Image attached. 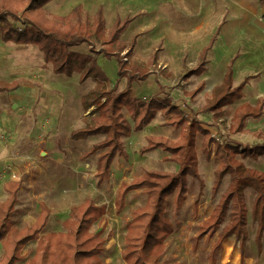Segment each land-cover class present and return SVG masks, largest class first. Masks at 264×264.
<instances>
[{"label":"rangeland","instance_id":"1","mask_svg":"<svg viewBox=\"0 0 264 264\" xmlns=\"http://www.w3.org/2000/svg\"><path fill=\"white\" fill-rule=\"evenodd\" d=\"M98 9L103 14L105 36L117 22L123 25L119 41L125 50L121 56L125 57L130 50L127 61L142 64L150 70L146 81L133 84L134 95L160 100L167 93L173 106L185 112L187 121L192 112L205 104L210 94V81L222 79L224 62L229 63L236 52H248L254 45H259L264 55V0H51L43 8L47 16L64 18L75 14L82 21H91ZM20 17L25 22L24 14ZM211 38L214 42L207 54V70L201 76L193 75L201 51L210 45ZM68 49L95 58L97 67L108 80L107 91L115 86L113 92L116 94L125 88V80L118 77L116 59L99 55L100 42L92 40ZM256 72L257 79L252 81L250 88L246 87L244 97L223 108L217 128L212 129L213 135L219 133L243 146L260 142L257 133L264 134V115L257 120L248 119L245 133L228 134L235 107L243 102L255 103L256 85L264 92V59L250 65L241 64L235 69L236 81ZM159 76L167 80L164 90L156 85ZM12 83L19 85L17 90L0 91V170L6 172L0 182V203L8 197L3 185L10 181L12 173L15 178L11 181L20 184L10 216L12 225L22 229L33 223L40 205L44 204L50 214L40 237L62 233L70 209L91 199L98 206H106L104 216L90 228L92 233L103 230L102 237L106 241L102 263L126 264L121 257L126 225L131 213L145 204L146 195L141 190L130 192L123 208L117 211L114 206L116 191L122 182H130L146 171L176 172L178 166L164 162L162 159L166 154L160 150L144 154L139 150L146 145L147 136H161L177 142L181 129H173L167 124L170 117L158 112L143 130L121 138L128 160L116 158L111 166V180L97 186L95 166L99 153H87L93 145L103 141L105 135L80 140L70 138L73 131L84 129L93 120L96 106L85 111L81 99L94 90L95 81L91 78L80 81L77 72L70 77L55 74L36 46L0 40V87ZM200 83H204V89L189 96ZM123 114L132 127L128 113L123 110ZM196 118L209 123L207 116ZM54 128L55 132L52 131ZM195 141L199 178L187 177L185 200L180 206H175L173 196L166 199V218L173 232L166 239L162 264H264V233L258 253L254 244L255 224L249 214L248 241L241 257L235 255L238 244L233 236L224 240L233 241L232 251L225 252L226 247L222 245L213 254L211 249L217 234L197 240L202 223L226 191L229 176L225 175L215 186L214 172L219 162L214 156L206 159L201 152V134L196 135ZM238 160L247 168L264 172V156L256 160L239 156ZM254 195L251 189L245 190L248 210ZM36 245L37 241L27 243L21 250L22 259L16 264L30 260ZM3 250L0 243V256Z\"/></svg>","mask_w":264,"mask_h":264},{"label":"trees","instance_id":"2","mask_svg":"<svg viewBox=\"0 0 264 264\" xmlns=\"http://www.w3.org/2000/svg\"><path fill=\"white\" fill-rule=\"evenodd\" d=\"M49 1L51 0H0V40L4 43L36 46L43 54L44 61L52 65L55 74L70 77L77 72L80 81L87 78L95 81L94 90L81 99L85 111L96 106L93 120L84 129L73 131L70 138L80 140L105 135V139L93 145L87 153H99L95 166L97 186L111 180V166L116 158L128 160L129 156L121 138L143 130L158 112L170 117L167 124L173 129H181L177 142L161 136H147L146 145L139 150L141 154L160 150L166 154L162 159L164 162L178 166L176 172L146 171L130 182H122L116 191L114 206L117 211L123 208L125 198L130 192L141 190L146 195L145 204L131 213L130 221L126 225L125 247L121 253L123 261L126 264H162L166 239L173 232L172 225L166 218V199L173 196L175 206H180L185 200L187 177L199 178L195 151L197 134L202 136L201 152L205 158L214 156L219 162L218 169L214 172L215 186L220 184L225 175L229 176V185L210 216L202 223L197 240L203 236L212 238L217 234L211 249L213 254L222 247L225 239L233 236L242 255L248 241L249 214L255 224L254 244L257 252H261L264 233V172L245 167L238 157L256 160L264 156V134L257 133L259 143L243 146L237 141L221 137L219 133L218 136L212 133L223 115V108L243 98L247 80L238 86L232 85L235 59L230 60L221 83L212 88L205 104L197 111H191L192 116L187 121L185 112L173 106L167 93L164 94L167 98L160 100L153 97L138 98L134 95L133 84L146 81L151 73L148 67L127 61L130 50L125 57L121 56L125 50V46L119 41L123 25L117 22L105 36L104 18L100 9L91 21H82L75 14L64 18L47 16L43 8ZM22 14L25 22L20 17ZM92 40L102 45L99 55L116 59L118 77L126 83L121 92L115 94V86L107 91L108 80L97 67L95 58L68 49L81 43H91ZM206 54L205 48L192 71L193 75L200 76L205 71ZM166 83L165 77H156V85L161 90L166 89ZM18 86L15 83L4 84L0 91H13ZM203 89L204 83H200L188 95L193 97ZM101 99H105L103 103H100ZM123 110L133 122L132 127L124 117ZM198 115L207 116L209 123L199 121L196 118ZM263 115L264 97L259 98L255 105H238L232 113L228 134L245 133L247 120H257ZM3 188L8 197L0 203V243L4 249L0 264H16L20 261L21 250L30 241H37L36 249L32 258L24 264H103L101 254L106 241L102 237L103 230L92 233L90 228L104 216L105 205L98 206L91 199H86L70 209L63 222L65 232L47 234L41 238L40 233L50 214L47 206L40 205V212L33 223L16 229L10 216L20 184L7 181ZM248 188L255 194L250 210L245 203V190Z\"/></svg>","mask_w":264,"mask_h":264},{"label":"crops","instance_id":"3","mask_svg":"<svg viewBox=\"0 0 264 264\" xmlns=\"http://www.w3.org/2000/svg\"><path fill=\"white\" fill-rule=\"evenodd\" d=\"M260 31V26L258 25V27H257V32H259ZM214 38V37H213ZM213 38H211L210 39V45H208L207 47H203V49H202V51L206 48L207 49V54H208V51H209V49H210V47L212 46V44H213V42H214V39ZM260 46L259 45H254L253 47H252V49H249L248 50V52H242V51H238V52H236L235 54H234V57L233 58H231L230 60H232V59H235L234 60V63H233V83H232V85H233V87H235V86H238L241 82H243V81H245V80H247V83H246V85H245V87H244V89H243V97H244V91H245V89H246V87H248V88H250L252 85H253V83H252V81L254 80V79H257V72L256 73H253V75H251V74H248V76L246 75V77H243L241 80H238V81H236L235 80V74H234V72H235V69L237 68V67H241V64H247V65H250V64H252L253 62H255V61H258V60H260V59H264V55H262V51H261V49L259 48ZM201 51V52H202ZM207 54H206V62H207ZM228 62H230V61H228ZM227 65H228V63L227 62H224V64H223V66L225 67L224 69L226 70V67H227ZM206 70H207V64L205 65V71L203 72V74L206 72ZM225 70H224V73H225ZM224 73H223V75H224ZM202 75V74H201ZM200 75V76H201ZM222 78H223V76H222ZM221 81H222V79H219V78H213L211 81H210V85H211V87H210V92H211V90H212V88L213 87H215V86H217V85H219L220 83H221ZM256 85V84H255ZM258 85H256V101H255V103L254 104H251V103H248V102H243V103H247V104H250V105H255L256 104V102H257V100L259 99V98H262V97H264V92H262V90H259L258 88ZM17 90V89H16ZM261 91V92H260ZM210 95V94H209ZM242 104V103H241ZM240 105V104H239ZM238 106V105H237ZM236 106V107H237ZM235 107V108H236ZM57 126V125H56ZM55 126V127H56ZM55 129L56 128H54L52 131L53 132H55ZM36 130H38V129H36ZM39 131V130H38ZM226 242H228V244H229V246H230V251H232V249H233V241H224L223 242V246L225 247V243ZM236 242V241H235ZM237 243V242H236ZM238 244V243H237ZM235 251V250H234ZM237 253V254H236ZM235 253V255H237V256H242L241 255V251H240V248H239V245H238V252H236Z\"/></svg>","mask_w":264,"mask_h":264},{"label":"built area","instance_id":"4","mask_svg":"<svg viewBox=\"0 0 264 264\" xmlns=\"http://www.w3.org/2000/svg\"><path fill=\"white\" fill-rule=\"evenodd\" d=\"M5 174H6V172H5V170L3 169V170H0V182L3 180V178H4V176H5ZM10 179V181L11 180H14V175H13V173L11 174V176L9 177Z\"/></svg>","mask_w":264,"mask_h":264},{"label":"bare ground","instance_id":"5","mask_svg":"<svg viewBox=\"0 0 264 264\" xmlns=\"http://www.w3.org/2000/svg\"><path fill=\"white\" fill-rule=\"evenodd\" d=\"M232 238V236L230 238H228L229 240ZM225 252H229L230 246L228 244V242L225 243Z\"/></svg>","mask_w":264,"mask_h":264}]
</instances>
